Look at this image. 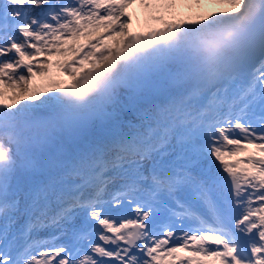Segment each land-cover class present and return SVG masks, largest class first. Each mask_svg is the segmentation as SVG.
Returning a JSON list of instances; mask_svg holds the SVG:
<instances>
[{"label":"snow or ice","instance_id":"1","mask_svg":"<svg viewBox=\"0 0 264 264\" xmlns=\"http://www.w3.org/2000/svg\"><path fill=\"white\" fill-rule=\"evenodd\" d=\"M216 2L0 0V264H264V0Z\"/></svg>","mask_w":264,"mask_h":264},{"label":"rangeland","instance_id":"2","mask_svg":"<svg viewBox=\"0 0 264 264\" xmlns=\"http://www.w3.org/2000/svg\"><path fill=\"white\" fill-rule=\"evenodd\" d=\"M187 3L189 5H194V0H187ZM200 5L203 6V8H196V7H188L184 6L180 9H178L179 12L183 13L184 16H191L195 12L200 13H220L224 12L228 9L227 5L220 4L216 2V0H200ZM129 12L133 16V31L138 33H144L146 32L149 27H159L158 25H150V23L146 22L144 10L139 7V5L133 6L131 9H129ZM80 43H85V40H81ZM45 57H39V59H44ZM65 58L64 57H54L53 60H59L63 62ZM21 71V70H20ZM22 71H24L22 69ZM72 83L71 78L64 74L62 69L58 67H52L51 71L49 72V75L44 77H35L32 83L29 85L34 91H41L44 93L45 96L50 95L49 92V86L50 85H59L60 87H64L68 84ZM9 91V90H5ZM9 94L10 91H9ZM252 151L250 154L241 153L237 157H232L228 159L229 163H235L236 160H246L249 155H253L254 157H258L260 154L256 149L250 148ZM246 165L241 164L239 167L243 168Z\"/></svg>","mask_w":264,"mask_h":264},{"label":"trees","instance_id":"3","mask_svg":"<svg viewBox=\"0 0 264 264\" xmlns=\"http://www.w3.org/2000/svg\"><path fill=\"white\" fill-rule=\"evenodd\" d=\"M200 8H203V6H202V5H200Z\"/></svg>","mask_w":264,"mask_h":264}]
</instances>
